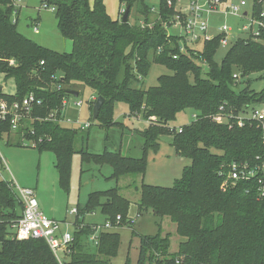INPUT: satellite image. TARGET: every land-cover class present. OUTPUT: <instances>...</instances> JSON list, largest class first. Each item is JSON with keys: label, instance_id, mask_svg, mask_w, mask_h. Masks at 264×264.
<instances>
[{"label": "trees", "instance_id": "16d2710c", "mask_svg": "<svg viewBox=\"0 0 264 264\" xmlns=\"http://www.w3.org/2000/svg\"><path fill=\"white\" fill-rule=\"evenodd\" d=\"M263 2L252 0L250 16L264 26ZM42 4L54 8L57 29L71 42L70 53H59L22 36L17 20L11 19L16 13L13 0H0V75L12 79L15 87L12 95L0 92V104L20 103L29 94L35 99L13 133L15 146L24 147L25 138L48 137L33 148L54 156L58 185L68 192L71 158L81 130L63 127L58 121L64 118L62 104L71 96V86L80 84L96 98H103L95 121L101 128L116 125L115 104L124 103L130 115H140L149 123L141 133V157L123 156L118 150L94 154L81 149L77 152L81 163L108 165L112 171L109 179L115 183L126 175L143 176L147 151L158 148L161 135L171 136L176 153L190 160L172 187L140 186L138 213L149 210L159 220L155 235L139 236L135 264H264V189L261 192L255 180L224 185L231 163L254 166L264 160V129L252 120L242 126L237 122L250 106L264 102V88L254 92L247 79L238 92L233 89L238 83L234 75L264 74V28H259L258 37L236 39L216 63L223 34L203 41L202 49L194 52L183 37L167 33V22L177 13L176 0L171 7L160 0L153 19L144 0H119L130 8L126 23L111 19L103 0H43ZM132 10L142 18L139 23L144 27L130 23ZM151 63L166 67L171 74L159 76L156 86L136 88ZM202 66L206 67L205 77ZM185 110H191L194 119L180 127V132L170 129L168 124ZM217 114L228 117L229 122L216 123L213 117ZM10 135L9 123L1 122L0 140H8ZM129 206L118 187H112L88 194L84 207L77 210L83 217L98 210L113 225L119 216L122 228L131 222ZM21 214L22 204L12 187L0 180V264H56L43 240L7 238L8 223ZM163 218L175 224V232L182 238L172 253L169 235L161 236ZM76 223L84 226L74 231L67 264H111L109 259L119 250V233H101L90 252V226ZM124 264H131L128 257Z\"/></svg>", "mask_w": 264, "mask_h": 264}, {"label": "rangeland", "instance_id": "374dc122", "mask_svg": "<svg viewBox=\"0 0 264 264\" xmlns=\"http://www.w3.org/2000/svg\"><path fill=\"white\" fill-rule=\"evenodd\" d=\"M43 0H20L15 1L17 14L13 13L11 19L17 20V31L37 44L57 51L59 53H70L71 42L61 37L57 29V20L54 13L49 8H44ZM157 0H154L155 11L151 12V18H157ZM189 0H178L177 7H183ZM206 0H202L201 3ZM221 1V0H220ZM245 6L237 15L224 13L218 7L217 11L206 15L209 28L207 36L213 37L218 32V28L225 25L231 29L228 34V46L220 47L215 55V62L220 63L226 50L236 39H247L251 33H241L243 26L248 25V19L243 18V13L251 14L252 0H243ZM107 14L115 19L121 20L124 6L119 4V0H103ZM227 2L237 3L239 0H223L220 4ZM264 14V2L262 5ZM38 18L37 31L33 30V19ZM221 19V21H218ZM142 20L135 10L131 11L130 23H139ZM255 28L254 26H252ZM178 28H168V33L176 35ZM202 40L196 44L187 45L194 51L202 49ZM206 67L202 66V76L205 77ZM171 71L166 67L151 63L150 69L144 80L136 84V88L147 89L157 85V78L161 75H169ZM122 79V74L119 75ZM250 79V89L260 92L264 88V74H251L246 78L236 77L237 86L234 91L238 92L244 87L245 80ZM1 92L14 94L15 87L12 79L4 80L0 75ZM73 91L79 93L77 97L70 96L62 104V114L69 121L61 122V126L77 128L82 124H89V127L79 132L76 137L74 148L75 152L71 158L70 176L68 182V192H65L58 185L57 173L54 168V156L48 151L38 152L30 147L15 146L16 137L10 135L8 138L0 140V180L9 183L14 192L15 189H31L34 191L38 202L39 211L49 219L62 223V230H72V227L65 223H72L74 217L68 212L72 208H83L88 194L97 191H105L112 187H118L119 193L130 202L128 217L132 222L126 223L122 228L116 230L120 237V246L115 257L110 258L111 264H124L128 257L131 264H135L139 254V236L155 235L157 233L156 222L159 220L153 216L151 211L138 213L137 205L140 197V186L142 184L172 187L175 180L181 176L182 169L190 165V160L181 157L176 153L171 145L172 137L161 135L158 137V148L147 151L146 169L143 176L126 175L120 177L115 183L109 179L112 171L108 165H95L93 163H81L78 151L83 149L89 153L100 154L105 149L108 151L118 150L123 156L139 158L142 155L144 138L142 131L149 125L143 121L140 115L128 114V108L124 103H116L113 116L117 122L115 126L108 129L101 128L98 123L92 122L91 109L92 97L94 93L80 85L74 84ZM80 101L81 106L74 105ZM95 101V100H94ZM249 114V111H247ZM193 112L185 110L179 113L173 122L168 124L170 129H178L189 124L193 120ZM8 142V143H6ZM24 142V141H23ZM28 142V141H25ZM86 216V215H85ZM105 218L97 210L95 215L85 217L86 221L102 222ZM65 222V223H64ZM161 224V236L169 235V252H175L178 244L182 241L175 232V224L168 218H163ZM94 252V248H90Z\"/></svg>", "mask_w": 264, "mask_h": 264}, {"label": "built area", "instance_id": "2783aa9c", "mask_svg": "<svg viewBox=\"0 0 264 264\" xmlns=\"http://www.w3.org/2000/svg\"><path fill=\"white\" fill-rule=\"evenodd\" d=\"M15 1L20 0H13L14 7ZM144 1L147 2L150 6V11L154 12V0ZM159 1L160 0L156 1L157 8L159 5ZM164 1L167 7L172 6L173 0ZM201 1L202 0H189L183 7H177L178 0H176L175 11L177 13L169 22H167L170 25V29L178 28L180 30L176 35L183 37L188 44H196L201 40L205 41L207 39H210V37L207 36V29L209 28L206 19L207 14L217 11L219 7L221 8L222 12L237 16L241 12V9L245 6V2L243 0H239V2L237 3L227 2L225 4H220V0H206L203 3H201ZM43 7L45 8L46 6L43 5ZM49 9L54 12V8ZM262 16H264V14H262ZM243 18L248 19V25L242 27L241 33H251L252 37H258L259 28H264L263 24L256 19H252V17L248 16L247 13L245 15L243 13ZM139 24L141 27L145 26L142 21ZM164 25H166V23ZM252 26H254L255 28H253ZM148 27H150V25H148ZM33 30L36 31V27H34ZM218 32L224 35V37L220 40V46L227 47L229 44L228 34L231 32V29L223 25L218 28ZM180 50L184 51L183 45L181 46ZM234 78H236V75H234ZM34 102V96L32 94H29L20 103L16 102L12 103L11 105L0 104V123L8 122L10 125L11 133L16 132L20 128L21 124H23L22 122L25 119V116H27V114L29 113L31 104ZM39 103L40 101H36L37 105ZM66 104L67 103L64 101L63 105L66 106ZM74 105L79 107L81 106V102L77 101L74 103ZM247 111H249V114H247ZM247 111L238 116V125L242 126L244 121L252 120L258 126H260L261 129H264V102L254 106H250ZM192 117L194 119V115ZM213 119L216 123L226 124L229 122L228 117L221 114H217L213 117ZM63 121H69V119L63 118L58 122L61 125V122ZM88 127L89 124L86 123L75 129H79L82 131ZM180 131L181 130L178 129V132ZM29 134L30 136H34L33 132H30ZM48 140V137H37L35 139L25 138L23 139L24 142L22 141V144L24 147L31 146L33 148L37 144H41ZM248 180H255L258 185V189L261 192L263 191L264 160L260 161V164H256L254 166L231 163L224 179V185L234 186L238 181ZM15 190L16 192L14 193L18 201L22 204V214L19 219L8 223L7 238L17 241L41 239L49 247L56 264H67L72 253L74 231L84 226V224L79 223L82 221L83 216L78 213L77 208L70 209L68 214L73 216L74 220L72 223H64L65 225L71 226L72 230H62V223L53 219H49L39 211L38 202L33 190L20 189L18 187ZM119 221L120 217L117 216L114 225L109 221H104V223L102 224H88L91 229V233L87 238L88 245L93 248L96 247L99 242V235L101 233L111 232L119 229ZM76 222H78L79 224H77Z\"/></svg>", "mask_w": 264, "mask_h": 264}, {"label": "water", "instance_id": "95a60500", "mask_svg": "<svg viewBox=\"0 0 264 264\" xmlns=\"http://www.w3.org/2000/svg\"><path fill=\"white\" fill-rule=\"evenodd\" d=\"M129 11H130L129 6L125 7V9L123 11L122 18H121V21L123 23H126L127 22ZM245 14L246 13H244V15ZM0 92H1V87H0ZM69 94L71 96H74V97H77L78 96V92H76V91H69ZM102 103H103V98L100 97V96L97 97L96 100L93 102V104H92V112H91V114H92L91 121L92 122H95L96 121Z\"/></svg>", "mask_w": 264, "mask_h": 264}, {"label": "crops", "instance_id": "0c3cea01", "mask_svg": "<svg viewBox=\"0 0 264 264\" xmlns=\"http://www.w3.org/2000/svg\"><path fill=\"white\" fill-rule=\"evenodd\" d=\"M104 3V2H103ZM186 4V3H185ZM184 4V5H185ZM105 5V4H104ZM16 10V9H15ZM16 13H17V11H16ZM111 18V17H110ZM111 19H113V18H111ZM113 20H115V19H113ZM221 19H218V21H220ZM33 22H34V26H33V28L34 27H36V31H37V22H38V18H35V19H33ZM218 34V33H217ZM210 38H212V37H210ZM93 101L96 99V97L95 96H93L92 98H91ZM129 114V113H128ZM63 117H64V119H65V116L63 115ZM115 120V119H114ZM11 135H13V133H11ZM119 189V188H118ZM120 191V190H119ZM120 194V193H119ZM121 195V194H120ZM122 196V195H121ZM123 197V196H122ZM78 206H76V208H77ZM88 215H95V212L94 213H92V214H86V216H88ZM86 216H84L83 217V219H82V222H84L85 224H102V223H104V221H105V219L102 221V222H96V221H86L85 220V217ZM161 224H162V222H161ZM118 230V229H117ZM116 231V230H115Z\"/></svg>", "mask_w": 264, "mask_h": 264}]
</instances>
